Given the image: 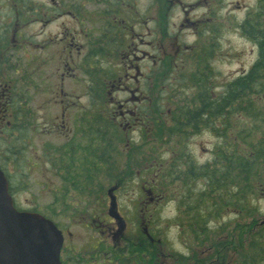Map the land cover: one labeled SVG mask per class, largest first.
<instances>
[{"label": "rangeland", "instance_id": "1", "mask_svg": "<svg viewBox=\"0 0 264 264\" xmlns=\"http://www.w3.org/2000/svg\"><path fill=\"white\" fill-rule=\"evenodd\" d=\"M4 1L0 0V6L4 5ZM65 1L68 5L66 10L71 8V16H63L50 26L56 30L54 55H51L50 62L46 50H42L40 54L34 53V56H39L40 60H45V67L40 70V84L35 81L36 86H34L33 80V86L39 92L32 95L29 90V95H35L34 102L37 106L35 103L26 106L36 110L47 99L53 104L50 112L55 117V129L49 139L55 147V177L48 178L51 174L47 173L46 157L42 155L40 159L41 155L34 152L37 149V142H42L44 139L34 140L29 147H25V166L13 164L9 167V171L14 203L18 209L36 212L57 223L67 235V248L71 249V255L95 256V251L104 250L111 239L103 237L101 243L98 236L91 233L90 227L86 228V225H89L88 220L93 216H100L104 227L108 225L106 217L101 216L100 209L103 208L105 213L108 212L110 199L107 192L113 189L112 184L109 183L112 179L107 176L109 166L107 163L100 162L99 171L89 172L85 168L94 167L95 159L99 160L103 157L112 159V152L106 151V146H101V150L96 149V153L92 149L95 143L94 130L97 126L94 120L97 117L95 114L104 121L103 123L97 118L104 134L107 131L110 137L108 129L115 125L122 131L125 152L123 151L124 155L122 154L121 158L115 157L117 165L129 167L134 171V175H138L142 166L145 174L140 177H146L153 183L156 178L150 170L155 163L153 159L163 161L161 159L168 156L165 154L167 145L164 142L167 140L163 133L171 123L168 115L173 105L169 93H172L171 86L177 85L175 84L177 77L183 78V75L189 77L188 70L191 65L189 51L196 47L199 35L202 37L201 42L206 43L207 33H213L216 42L212 47L209 67L213 72L212 91L219 93L225 84L249 70L256 61L257 49L243 35L239 24L247 17L248 12L253 11L257 0H115V7L104 6L105 0H101L103 4L93 6L88 3L81 9L78 5L81 4L80 1L85 0ZM62 9L56 8V15L59 14L58 10ZM114 13L115 39L123 36V49L116 51L115 44L114 53L101 57L99 55V51L103 53L101 48L111 51L113 38L102 37L103 29L100 27L112 23ZM0 14L4 15V12ZM207 23L210 25L209 30L212 28V31L208 30ZM20 57L25 63V75L26 66L31 62L33 55L25 52L20 54ZM90 62H95L96 66L101 67L98 73H94L96 77L98 74L97 81L101 80L104 88L109 81L115 79L112 103L107 98L101 100L91 93V79L88 73L86 74L88 66L92 64H89ZM108 64H113V67ZM110 73L109 77H105ZM134 79L138 81L134 83ZM106 90L105 88V95ZM164 93H168V97L164 96ZM126 102H130L127 107L136 114L133 120L126 118L125 122L135 123L130 129H126L125 122L118 120L117 116L114 125L110 117L114 108V111H117L119 103ZM160 110L162 111L159 113ZM39 113L42 118L43 110ZM136 118H139V122ZM41 124H44L43 118ZM41 130L47 134L46 127L41 126ZM109 143L108 140L104 142L105 145ZM219 143L220 141L211 131L203 129V131L190 132L183 141V147L195 162L204 164L211 159L213 148ZM65 145L67 148H64V151L67 149V154L64 159L62 158L64 153L59 149ZM172 145L171 143L170 146ZM27 158L29 162H26ZM70 158L75 160L76 170L86 169V173L92 174L93 178L87 176L79 178V172L74 170L68 174L63 170H57L58 163L66 164ZM114 174L113 168L112 175ZM126 175L128 174L122 176L124 180L129 178ZM78 182L81 184H77ZM200 184L201 181L197 185ZM84 185L90 187L83 190L81 186ZM144 186V184L139 185L136 179L122 186L115 185V195L111 193L116 197V211L126 223L124 238L120 240L119 250H115V255L123 259L130 256L129 258L133 260L131 263L123 260L121 264L236 263L239 244L246 239L245 227L251 225L252 217L240 218L234 211L226 210L218 219L209 220L210 229L214 230L218 225L222 227L216 229L218 233L212 236L214 241L205 245L198 242L187 245L185 242L187 237L185 238L181 233L180 228L169 222L176 217L175 201L160 199L157 202L149 195L150 187L143 188ZM259 187L262 190L256 207L262 215L255 216L257 224L254 225H259L264 230V180ZM103 192L105 198H97L98 194ZM149 203L151 205L148 206ZM134 212H139L137 218L140 221L149 218L150 222L156 221L151 225V230L156 233L161 244H150L148 240H143L142 245L138 246L141 236H136V227L132 225L135 220ZM157 215L158 220H156ZM97 226L101 231V225ZM141 227L144 228L145 224ZM238 229L244 232L241 233L244 237H239ZM92 231L96 232V229L92 228ZM106 231L107 227H105ZM128 240L132 246L140 248L138 251L135 250L134 254H127L124 249ZM97 241L99 244L95 250H90L91 253L83 248L89 243L95 246ZM211 243H215L213 247ZM153 248L156 252L154 257L151 253ZM107 254L111 256L110 253Z\"/></svg>", "mask_w": 264, "mask_h": 264}, {"label": "trees", "instance_id": "2", "mask_svg": "<svg viewBox=\"0 0 264 264\" xmlns=\"http://www.w3.org/2000/svg\"><path fill=\"white\" fill-rule=\"evenodd\" d=\"M256 2L253 11L248 12L247 17L239 24L243 35L257 49L256 61L249 70L225 84L219 93L212 91L213 72L209 67L212 47L216 42L213 33H207L206 43L201 42L202 37L199 35L196 47L189 51L191 54L189 77L187 75H183V78L177 77L175 83L177 85L171 86L172 93H169L173 105L168 115L171 123L163 133L167 140L164 142L167 145L165 154L169 157L166 156L165 159L163 157L161 159L163 161L153 159L154 166L150 167L156 177L153 183L146 177H140L145 174L142 166L138 175H134V171L129 167L117 165L115 158V185L122 186L128 181L138 179L139 185L150 187L151 193L160 199L175 201L176 217L167 221L180 228L181 233L187 237L185 239L187 245L193 242L205 245L214 241L212 236L218 233L216 229L222 227L218 225L214 230L210 229L209 220L218 219L226 210L234 211L240 218L252 217L251 225L245 227L246 239L243 241L244 244L243 242L239 244L235 264H262L264 261V230L263 227L254 225L257 224L255 216L262 215L256 207V202L262 190L259 186L264 180V0ZM206 26L209 30L210 25L207 23ZM209 31H212V28ZM105 36H111V32L105 33ZM122 37L115 39L118 52L123 49ZM99 55L106 57L110 54L103 50V53L99 51ZM89 64L86 74L88 73L91 79V93L100 98L105 95V88L101 85V80L97 81L98 74L96 77L94 72L98 73L101 67L96 66L95 62ZM111 73L105 77H109ZM164 96L168 97V93H164ZM114 128L115 157L121 158L125 152L122 131L115 125L108 129L110 133ZM203 129L211 131L220 143L213 148L211 159L199 164L183 147V141L190 132ZM64 148H67V145L59 150L65 157L67 149L64 151ZM92 149L96 153V148ZM100 160L107 162L105 157L95 159L94 167L85 168L89 172L99 171ZM74 161L70 158L66 164L58 163L57 170H63L67 174L74 170L79 172V178L82 176L93 178L92 174L86 173V169L76 170ZM107 172L108 177L113 176L112 166H108ZM123 174H128L126 176L129 178L124 180ZM199 181L202 184L197 185ZM109 183L111 184V181ZM89 187L81 186L83 190ZM138 215L139 212H134L133 226L136 227V236H141L139 246L142 245L141 241L147 239L138 226L141 225ZM158 219L157 215L156 220ZM155 222L151 220L150 225ZM238 232L240 238L244 237L241 229H238ZM214 244L211 243V246ZM138 246H132L128 240L125 244L126 253L134 254L135 250L140 249ZM151 253L152 257L156 255L154 248Z\"/></svg>", "mask_w": 264, "mask_h": 264}, {"label": "flooded vegetation", "instance_id": "3", "mask_svg": "<svg viewBox=\"0 0 264 264\" xmlns=\"http://www.w3.org/2000/svg\"><path fill=\"white\" fill-rule=\"evenodd\" d=\"M80 3L81 4L78 6L81 9L83 5L88 3L93 6H98L101 3V0H85L80 1ZM104 3L105 4L102 2L101 4L104 6L115 7V0H105ZM70 5L72 7V3H70ZM67 6L68 5L66 4L65 0H5L4 5L0 6V12H4V15L0 14V170L3 172L4 177L7 180L8 194L11 196L13 203L14 194L12 192L11 173L9 171V167H11L13 164H23L25 166L24 149L25 147H29L32 141H41L44 139L42 142H37V149L34 150V152H36L38 155H41L40 159H42V155L46 157L48 161L47 173L48 175L51 174V176L48 178L51 179L55 177V147L53 142L49 139L51 133L55 129V117L53 116L54 114L50 112L53 104L47 99L46 101H43L42 104L36 108V110L26 106L29 103H35V95L32 96L33 94H37L38 91H36L34 88V86H36L35 81H38V84H40V70L45 67V60H40L39 56H34V53L40 54L42 50H46L47 54H49L48 60L52 58L55 49L56 30H54V27L50 26L55 24L56 20L63 16H71V8L67 11ZM56 8H63L62 10H58V15H56ZM64 9L65 11L63 12ZM101 13L102 11L100 12V15ZM100 28L103 29L101 35L104 38L108 37L105 36V33H109V31L111 32V38H113L111 51L108 49H103L111 55L115 52V13L112 17V23H106L105 27L102 25ZM65 51H67V48H65ZM25 52L28 54L32 53L33 57H31V62L27 64L26 73L24 75L25 63H23V59L20 57V54H25ZM108 66L113 67V64H108ZM131 66L132 65H130V67ZM136 81L138 80L134 79L133 82L136 83ZM105 88L107 89L106 95L101 96L99 99L105 100L107 98L108 101L112 103V91L115 89V79L109 81ZM108 89L110 90L109 92ZM29 90L31 91L32 95H29ZM129 103L130 102L123 104L119 103L117 105V111H114L115 108L113 109L112 115L110 117L111 120L114 121V125L115 116H117V119L121 120L122 122H125L126 118L133 120V118L136 117V114L128 109L127 105H129ZM35 106H37V104ZM41 110H43V125L41 124L42 118H40L39 113ZM95 115H97L95 119L94 117H90L91 119L95 120V124L97 122V126L94 130L95 135L93 140L95 143L92 145V148L101 150V146H106V151L112 152V159L106 158V163L115 169V128L113 129L112 133H110V137L108 136L107 131H105L104 134L102 125L98 121L100 120L98 118V114ZM100 121L104 123L103 120ZM136 121L139 122V118H136ZM88 122L91 123L92 121ZM130 124L125 122L126 129H130L131 127L135 126V123ZM41 126L42 128H47L48 135L41 130ZM45 135L47 136L44 137ZM107 140L110 143L105 145L104 142ZM62 158L65 159L64 156ZM26 162H29L28 158ZM100 162L102 161L100 160L99 163ZM111 179V187L113 188L112 193L115 195V174L111 177ZM103 195L104 192L99 193L97 198H105ZM149 195L152 196L157 202L160 200V198L151 193V191L149 192ZM149 205L151 204L149 203L148 206ZM14 206L17 208L15 203ZM145 210H147V207ZM100 211L101 216L106 217L108 221V225L105 226L107 227V231L105 232V227L104 224L101 223L100 216H93L91 220H88L89 225H86V228L90 227L89 231L98 236V240L101 241V243L103 242V237H108V239L110 238L111 241L107 242L108 246H105L104 250H96L95 256L71 255V249L67 248V235L57 223L51 220L61 232L63 237V242L59 252L58 264H121L123 260H128L129 263L133 261L131 258H129L130 256L127 259H125L126 257L123 259L121 256L115 255V250H119L118 246L119 242H121L120 240L124 238V232L119 236L118 239H115V219L109 217L108 212L105 213L103 208H101ZM143 220L144 219H141V225L138 226L141 229L144 237L150 244H161V240L156 236V233L154 234L150 231V218L146 221ZM144 224L145 227L142 228L141 226ZM97 225H101V231L98 230ZM92 228H95L96 232L92 231ZM99 241H97L95 246H92L89 243L84 245L83 248L89 250V253H91L90 250H95L96 246L99 244ZM107 253H110L111 256H107L109 255Z\"/></svg>", "mask_w": 264, "mask_h": 264}, {"label": "water", "instance_id": "4", "mask_svg": "<svg viewBox=\"0 0 264 264\" xmlns=\"http://www.w3.org/2000/svg\"><path fill=\"white\" fill-rule=\"evenodd\" d=\"M112 191H108V215L115 219V239H118L126 225L116 211ZM62 242V234L52 221L14 207L7 180L0 170V264H58Z\"/></svg>", "mask_w": 264, "mask_h": 264}]
</instances>
